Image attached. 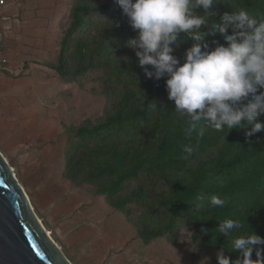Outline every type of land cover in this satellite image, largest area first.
Masks as SVG:
<instances>
[{
	"label": "trees",
	"instance_id": "16d2710c",
	"mask_svg": "<svg viewBox=\"0 0 264 264\" xmlns=\"http://www.w3.org/2000/svg\"><path fill=\"white\" fill-rule=\"evenodd\" d=\"M240 8L264 16V0H219L213 7L217 15L209 19L219 20L223 12ZM207 30L202 26V31ZM135 35L117 0H71L55 62L47 66L65 81L103 70L106 92L114 100L102 121L67 127L70 138L63 177L102 195L106 205L134 224L145 243L173 232L184 221L193 242L205 243L234 260L239 253L230 250L231 237L219 232L221 221L241 223L233 235L246 234L250 226L264 237V129L246 137L251 125L228 133L207 128L202 138L197 132L186 137L185 120L168 100L167 77H146L135 52L126 47ZM213 41L226 44L219 33L206 37L210 48L215 47ZM193 43L182 40L173 55L183 63ZM5 65L0 64V72L6 73ZM257 119L264 123V114ZM185 145L194 149L187 159ZM207 152L211 154L203 157ZM212 195L226 204L211 206Z\"/></svg>",
	"mask_w": 264,
	"mask_h": 264
},
{
	"label": "rangeland",
	"instance_id": "374dc122",
	"mask_svg": "<svg viewBox=\"0 0 264 264\" xmlns=\"http://www.w3.org/2000/svg\"><path fill=\"white\" fill-rule=\"evenodd\" d=\"M70 3L61 15L62 33ZM4 38L1 43L9 57L3 67L6 73L0 72V154L35 215L71 263L80 264V252L89 248L80 235L92 237L101 232L102 225L106 230L113 226L125 238L126 250L147 246L149 258L143 264H218V251L193 242L184 221L173 232L145 243L134 224L107 207L102 195L64 179V153L70 138L67 127L102 121L111 112L114 96L106 92L104 72L90 70L75 81L60 78L47 66L55 62L58 34L53 40L48 37L44 45L27 46L28 52L14 50L19 48L14 36L8 41ZM35 49L42 53L38 55ZM133 215L137 217L139 211L135 209Z\"/></svg>",
	"mask_w": 264,
	"mask_h": 264
},
{
	"label": "clouds",
	"instance_id": "9594fccd",
	"mask_svg": "<svg viewBox=\"0 0 264 264\" xmlns=\"http://www.w3.org/2000/svg\"><path fill=\"white\" fill-rule=\"evenodd\" d=\"M218 2L117 0L136 31L126 47L135 52L146 77L157 80L167 77L168 100L174 102L175 112L185 120L186 137L197 132L202 138L207 128L227 129L228 133L251 125L246 128V137L264 129V123L257 119L264 114V16L240 8L232 13L223 12L219 20H210L217 15L213 7ZM202 26L208 30L202 31ZM228 29L232 30L231 34ZM216 33L223 36L226 44L213 41L215 47L210 48L206 37ZM187 39L194 43L181 63L173 52ZM149 106L157 108L155 102H149ZM193 150L191 145H185L184 158ZM209 200L213 207L226 204L217 195ZM241 227L234 219L221 221L219 232L231 237L230 250L238 251L239 255L230 260L223 251L218 252V264H264V247H261L264 237L250 226L246 234L233 235ZM253 251L256 259H252Z\"/></svg>",
	"mask_w": 264,
	"mask_h": 264
},
{
	"label": "crops",
	"instance_id": "0c3cea01",
	"mask_svg": "<svg viewBox=\"0 0 264 264\" xmlns=\"http://www.w3.org/2000/svg\"><path fill=\"white\" fill-rule=\"evenodd\" d=\"M67 2L68 0H4V4L0 6V46L4 50L1 42L6 38L3 37H7L8 41L9 37L14 36V44L19 47L14 50L24 52L25 48L28 52L30 48L27 46L44 45L48 37L53 40L58 34L59 40L62 35L60 19L62 12H66ZM34 51L38 55L42 53L40 49ZM120 235L113 226L106 230L102 225L101 232H94L92 237L80 235V239L89 247L80 252V264H143L149 254L147 246L134 250L129 247L126 250L125 238Z\"/></svg>",
	"mask_w": 264,
	"mask_h": 264
},
{
	"label": "water",
	"instance_id": "95a60500",
	"mask_svg": "<svg viewBox=\"0 0 264 264\" xmlns=\"http://www.w3.org/2000/svg\"><path fill=\"white\" fill-rule=\"evenodd\" d=\"M0 264H72L48 236L1 154Z\"/></svg>",
	"mask_w": 264,
	"mask_h": 264
},
{
	"label": "built area",
	"instance_id": "2783aa9c",
	"mask_svg": "<svg viewBox=\"0 0 264 264\" xmlns=\"http://www.w3.org/2000/svg\"><path fill=\"white\" fill-rule=\"evenodd\" d=\"M4 4V0H0V6H2ZM8 62L7 56L2 48V46H0V64L4 65Z\"/></svg>",
	"mask_w": 264,
	"mask_h": 264
},
{
	"label": "bare ground",
	"instance_id": "6f19581e",
	"mask_svg": "<svg viewBox=\"0 0 264 264\" xmlns=\"http://www.w3.org/2000/svg\"><path fill=\"white\" fill-rule=\"evenodd\" d=\"M45 230H46V229H45ZM46 232H47V230H46ZM47 234H48V236H50L48 232H47Z\"/></svg>",
	"mask_w": 264,
	"mask_h": 264
}]
</instances>
